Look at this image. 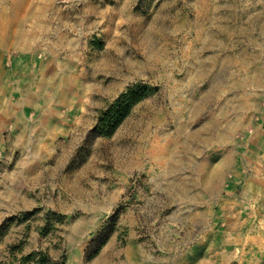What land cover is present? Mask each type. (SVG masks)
<instances>
[{
  "label": "rangeland",
  "instance_id": "374dc122",
  "mask_svg": "<svg viewBox=\"0 0 264 264\" xmlns=\"http://www.w3.org/2000/svg\"><path fill=\"white\" fill-rule=\"evenodd\" d=\"M220 1L0 0V264H264V0ZM31 54L57 127L32 158L3 113Z\"/></svg>",
  "mask_w": 264,
  "mask_h": 264
},
{
  "label": "crops",
  "instance_id": "0c3cea01",
  "mask_svg": "<svg viewBox=\"0 0 264 264\" xmlns=\"http://www.w3.org/2000/svg\"><path fill=\"white\" fill-rule=\"evenodd\" d=\"M20 7V2L16 4L15 7H13L15 12L13 14V19L20 18ZM18 51L26 52L25 49H19ZM17 63L18 64H15V67L17 68L18 72L15 71L12 74L13 76H18L19 79L22 78V80L20 81V83H17L19 87L16 90H13L14 95L12 97L13 99H15V102L11 101V104H9L12 105V107H7L9 110L6 109L3 113L5 115H9L13 121V127H15L18 133L17 137H19L17 146L19 148H31L32 158L35 154V149L50 147L49 144L46 145V134L50 133L51 130L57 127H52L51 121L48 119V117H51V105H47L46 103V95L43 92L44 83L38 82V86H36L34 82V79L37 77L36 69H40V60L35 59L34 55L31 54V59L28 58V60L18 61ZM44 72L40 73L41 81ZM9 77H11L10 74L4 70L3 64L0 60V82L8 80ZM22 81H24L23 84H26V87L29 86L28 91L26 87L22 86ZM7 98L8 97H5V99ZM5 105V103L1 102L0 106H2L3 108ZM31 111H36L37 113L40 112L39 114H37L41 115V117L36 121L37 123L33 122V115H31ZM32 176L33 175L31 174V178ZM206 192L209 195L211 194L210 191Z\"/></svg>",
  "mask_w": 264,
  "mask_h": 264
},
{
  "label": "trees",
  "instance_id": "16d2710c",
  "mask_svg": "<svg viewBox=\"0 0 264 264\" xmlns=\"http://www.w3.org/2000/svg\"><path fill=\"white\" fill-rule=\"evenodd\" d=\"M147 93L148 89L141 84L128 87L127 90L118 97L116 102L99 116L97 129L100 133L107 137L113 136L119 126L129 116L133 107L142 101ZM99 250L100 248L95 251L93 257L99 253Z\"/></svg>",
  "mask_w": 264,
  "mask_h": 264
},
{
  "label": "bare ground",
  "instance_id": "6f19581e",
  "mask_svg": "<svg viewBox=\"0 0 264 264\" xmlns=\"http://www.w3.org/2000/svg\"><path fill=\"white\" fill-rule=\"evenodd\" d=\"M2 1H8V0H2ZM19 1V0H18ZM216 1V0H215ZM222 1V0H221ZM220 1V2H221ZM214 2V1H213ZM215 4H216V2H215ZM241 5V4H240ZM239 5V6H240ZM217 6V5H216ZM216 6H215V9H216ZM219 6V5H218ZM217 6V7H218ZM213 8H214V6H213ZM237 8V7H236ZM264 9V8H263ZM170 10V9H169ZM219 10V9H218ZM30 11H31V8H30ZM212 12V10L210 9L209 11H207V13L208 12ZM260 11V10H259ZM6 10H2V14L4 15V16H6ZM170 12V11H169ZM237 12V11H236ZM28 13V12H27ZM165 13V12H164ZM168 14H170V13H168ZM260 14H261V12H260ZM30 15H31V13H30ZM258 16H260V15H258ZM31 17V16H30ZM212 17V16H211ZM215 19V18H214ZM263 20V19H262ZM236 21V20H235ZM174 22V21H173ZM212 23V22H211ZM210 23V24H211ZM157 24V23H156ZM214 24V23H213ZM261 24H262V22H261ZM152 25V24H151ZM158 25H159V23H158ZM168 26V25H167ZM171 27V26H170ZM228 27V26H227ZM261 27H263V26H261ZM260 27V28H261ZM9 28H10V24L5 20V18L2 20V23H0V35H10L9 34ZM162 27H160V29H161ZM164 28V27H163ZM245 28V27H244ZM251 28V27H250ZM162 30V29H161ZM171 30V29H170ZM243 30V29H242ZM152 31V30H151ZM165 31V30H164ZM168 31V30H167ZM233 31V30H232ZM147 32H149L148 30H147ZM210 32V31H209ZM240 32V31H239ZM238 33V32H237ZM241 33V32H240ZM146 34V33H145ZM227 34V33H226ZM219 35V34H218ZM16 36L18 37L19 36V34H16ZM211 36V35H210ZM239 36V35H238ZM240 36H242V35H240ZM209 37V36H208ZM208 37H204V38H208ZM222 37V36H221ZM243 37H245V36H243ZM150 38V37H149ZM220 38V37H219ZM236 38H237V36H236ZM249 38V37H248ZM145 39V38H144ZM211 39V38H210ZM251 39V38H250ZM254 39V38H253ZM146 40V39H145ZM213 40V39H212ZM217 40V39H216ZM149 41V40H148ZM218 41V40H217ZM248 41V40H247ZM251 41V40H250ZM145 42V41H144ZM214 42V41H213ZM252 42V41H251ZM211 44V43H210ZM209 44V45H210ZM220 44H222L221 42H220ZM251 44H253V43H251ZM255 44V43H254ZM256 45V44H255ZM149 46H151V45H149ZM210 48V47H209ZM219 48V47H218ZM152 49V48H151ZM115 50V49H114ZM113 50V51H114ZM153 50V49H152ZM148 51V50H147ZM150 51V50H149ZM155 51V50H154ZM150 53V52H149ZM153 53V52H152ZM117 55V54H116ZM112 56V55H111ZM118 56H121L122 57V54L120 53V55L118 54ZM148 56H149V54H148ZM153 56H154V54H153ZM124 58V57H123ZM200 55L198 54V52L197 53H194V59H195V65L197 66V63H196V61L198 62L199 60H200ZM127 59V58H126ZM130 59V58H129ZM132 60V59H131ZM106 63H107V66H110L111 64H112V61L113 60H111V59H109V58H107L106 59ZM153 61V62H152ZM156 62H158V60L157 59H152L151 61H150V63H156ZM127 64H130V61H128V62H126ZM116 64V63H115ZM151 66V65H150ZM153 66V65H152ZM261 68H262V66H261ZM263 68H264V66H263ZM146 69V68H145ZM107 70V69H106ZM105 70V71H106ZM111 70V69H110ZM122 70H123V67H122ZM124 76V75H123ZM256 78V77H255ZM263 82L264 81V78H263V76H260V77H258L257 76V78L256 79H254V83H256V84H259V79ZM138 127V126H137ZM183 128L184 127H181V126H179V127H177V130H180V131H182L183 130ZM205 130H207L209 127H203ZM217 129H219L220 127H216ZM199 136H200V133H198V132H195V131H193L192 133H191V139H197V138H199Z\"/></svg>",
  "mask_w": 264,
  "mask_h": 264
}]
</instances>
